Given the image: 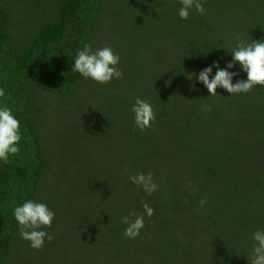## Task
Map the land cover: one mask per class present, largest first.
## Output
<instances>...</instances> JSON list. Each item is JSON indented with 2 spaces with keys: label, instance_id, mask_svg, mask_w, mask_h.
<instances>
[{
  "label": "trees",
  "instance_id": "1",
  "mask_svg": "<svg viewBox=\"0 0 264 264\" xmlns=\"http://www.w3.org/2000/svg\"><path fill=\"white\" fill-rule=\"evenodd\" d=\"M201 2L184 20L180 0H0V88L21 131L20 152L0 161V264H250L264 230V87L211 96L198 75L226 69L236 36L264 39V0ZM85 43L111 47L123 77L72 71ZM137 98L156 113L144 131ZM149 172L151 195L130 180ZM28 200L55 213L39 250L14 217ZM132 213L144 215L135 239L121 222Z\"/></svg>",
  "mask_w": 264,
  "mask_h": 264
},
{
  "label": "clouds",
  "instance_id": "2",
  "mask_svg": "<svg viewBox=\"0 0 264 264\" xmlns=\"http://www.w3.org/2000/svg\"><path fill=\"white\" fill-rule=\"evenodd\" d=\"M182 7L179 10L181 19L187 20L189 10L193 7L204 15L206 10L201 0H180ZM236 47L231 52L232 61L228 62L226 69L221 68L218 62L212 66L204 68L198 75V80L204 84L211 96H216L217 89L223 88L231 95L249 93L254 87H264V39L252 40L245 43L240 36H236ZM120 56L113 52L112 48L105 46L96 51H92L90 44H83L82 49L76 53L72 71L78 72L85 78L100 84H108L113 78L123 77L118 65ZM239 64L241 69L247 73L246 80H238L233 83V77L238 76V72L228 71ZM213 68H216L215 75L210 79ZM4 89L0 88V161L8 162L9 156L17 155L20 152L18 147L21 140L20 121L13 115V110L8 107ZM204 110L210 111V107L205 105ZM134 113V123L137 128L144 131L152 126L156 120V113L150 102L136 99L131 109ZM133 184L141 186L146 194L151 195L158 189V184L153 179L151 172L137 173L130 177ZM207 201L201 200L203 206ZM144 211L148 217L154 215V210L147 203L143 204ZM134 220L128 216L121 218V222L127 227L124 231L125 237L135 239L144 228V215H136ZM14 217L20 228V235L30 242L33 249L44 247L45 240L51 241L53 236L42 230L50 228L55 218V213L44 203L28 200L22 205L15 207ZM254 241L250 257V264H264V230H257L252 235ZM249 262V261H248Z\"/></svg>",
  "mask_w": 264,
  "mask_h": 264
},
{
  "label": "rangeland",
  "instance_id": "3",
  "mask_svg": "<svg viewBox=\"0 0 264 264\" xmlns=\"http://www.w3.org/2000/svg\"><path fill=\"white\" fill-rule=\"evenodd\" d=\"M24 241H25V239H24Z\"/></svg>",
  "mask_w": 264,
  "mask_h": 264
}]
</instances>
